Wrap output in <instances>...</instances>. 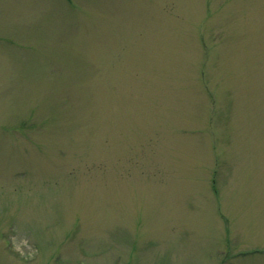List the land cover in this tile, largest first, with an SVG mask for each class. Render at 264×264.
Here are the masks:
<instances>
[{"label":"rangeland","instance_id":"374dc122","mask_svg":"<svg viewBox=\"0 0 264 264\" xmlns=\"http://www.w3.org/2000/svg\"><path fill=\"white\" fill-rule=\"evenodd\" d=\"M0 264H264V0H0Z\"/></svg>","mask_w":264,"mask_h":264}]
</instances>
